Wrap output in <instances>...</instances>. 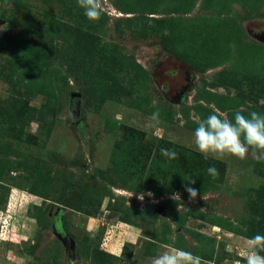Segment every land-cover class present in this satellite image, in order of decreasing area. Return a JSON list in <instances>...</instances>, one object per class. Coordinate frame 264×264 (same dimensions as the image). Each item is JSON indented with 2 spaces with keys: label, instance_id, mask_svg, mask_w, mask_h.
<instances>
[{
  "label": "rangeland",
  "instance_id": "374dc122",
  "mask_svg": "<svg viewBox=\"0 0 264 264\" xmlns=\"http://www.w3.org/2000/svg\"><path fill=\"white\" fill-rule=\"evenodd\" d=\"M102 3L89 21L77 0H0V264H151L166 247L245 264L264 157L205 159L194 130L264 115V0Z\"/></svg>",
  "mask_w": 264,
  "mask_h": 264
},
{
  "label": "clouds",
  "instance_id": "9594fccd",
  "mask_svg": "<svg viewBox=\"0 0 264 264\" xmlns=\"http://www.w3.org/2000/svg\"><path fill=\"white\" fill-rule=\"evenodd\" d=\"M77 4L83 9L89 21L101 19L102 0H77ZM159 118V112L152 114V119L156 122H159ZM194 144L205 159L211 155L215 158L234 156L245 160L250 150L264 157V115L253 111L249 116H245L237 111L234 118L229 119L220 112L210 114L199 121L194 130ZM160 152L169 160L176 159L178 155L174 149L161 148ZM207 172L212 177L218 175V170L214 166L209 167ZM188 181L190 184L196 183L191 177ZM186 191L192 200L199 195L198 191L190 186H186ZM262 253H264V235L256 234L247 240L246 249L240 252V256L245 264H264ZM151 264H202V260L191 251L166 247L152 259Z\"/></svg>",
  "mask_w": 264,
  "mask_h": 264
}]
</instances>
